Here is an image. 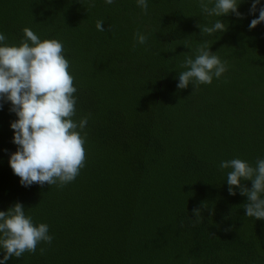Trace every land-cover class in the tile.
Returning a JSON list of instances; mask_svg holds the SVG:
<instances>
[{
  "label": "trees",
  "instance_id": "obj_1",
  "mask_svg": "<svg viewBox=\"0 0 264 264\" xmlns=\"http://www.w3.org/2000/svg\"><path fill=\"white\" fill-rule=\"evenodd\" d=\"M147 2L144 14L136 0H0L9 45L26 27L63 43L77 88L73 119L88 117L78 177L25 187L9 163L18 117L10 102L0 108V211L21 203L53 236L6 264H264V220L246 216L247 197L229 194V170L219 167L264 159V22L249 28L259 11L243 0L242 18L219 17L227 30L206 37L197 25L217 18L198 0ZM204 40L227 71L179 89L180 65ZM203 203L196 223L192 210Z\"/></svg>",
  "mask_w": 264,
  "mask_h": 264
},
{
  "label": "clouds",
  "instance_id": "obj_2",
  "mask_svg": "<svg viewBox=\"0 0 264 264\" xmlns=\"http://www.w3.org/2000/svg\"><path fill=\"white\" fill-rule=\"evenodd\" d=\"M243 0H198L201 13L215 17L214 22L198 24L202 36H211L227 30V25L219 17L234 13L242 18L239 5ZM111 5L114 0H105ZM144 14L148 11L147 0H136ZM260 0H252L250 13L258 18L251 20L250 29L264 22V7L257 6ZM104 21L97 20L96 29L105 32ZM109 31L112 26H109ZM135 41L140 45L147 43V36L139 31ZM64 45L56 39L41 40L30 28L23 29L19 45H9L7 37L0 33V108L10 102V111L18 117L11 123L14 130L13 143L17 151L10 156V167L20 178L21 185L33 184L64 187L73 182L85 167V143L88 123L85 116L79 121L76 115L77 99L74 94V77L70 74V61L64 55ZM179 89L191 84L194 91L201 85H210L213 78L219 79L226 71V62L211 51L208 41L204 40L195 50V57L189 55L180 65ZM83 132V135L81 133ZM220 169H228L227 184L230 195L235 196L236 188L247 197L243 204L246 216L264 220V159L258 158L255 166L233 158L220 162ZM242 181H251V188ZM193 209L195 222L202 221V209ZM214 215V209H209ZM231 230V229H226ZM49 226L36 225L24 206L16 203L8 211H0V250L5 253L0 264L12 258H20L25 253L35 254L41 243L51 244ZM45 248L40 249L44 254Z\"/></svg>",
  "mask_w": 264,
  "mask_h": 264
}]
</instances>
